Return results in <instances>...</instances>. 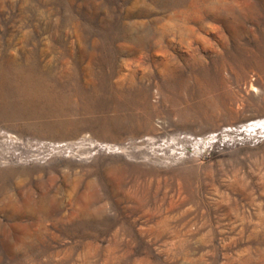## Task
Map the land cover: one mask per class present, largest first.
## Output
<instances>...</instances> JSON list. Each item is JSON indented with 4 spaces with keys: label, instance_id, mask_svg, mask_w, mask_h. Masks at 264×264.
<instances>
[{
    "label": "rangeland",
    "instance_id": "rangeland-1",
    "mask_svg": "<svg viewBox=\"0 0 264 264\" xmlns=\"http://www.w3.org/2000/svg\"><path fill=\"white\" fill-rule=\"evenodd\" d=\"M0 264H264V0H0Z\"/></svg>",
    "mask_w": 264,
    "mask_h": 264
},
{
    "label": "bare ground",
    "instance_id": "bare-ground-1",
    "mask_svg": "<svg viewBox=\"0 0 264 264\" xmlns=\"http://www.w3.org/2000/svg\"><path fill=\"white\" fill-rule=\"evenodd\" d=\"M28 79V78H27Z\"/></svg>",
    "mask_w": 264,
    "mask_h": 264
}]
</instances>
